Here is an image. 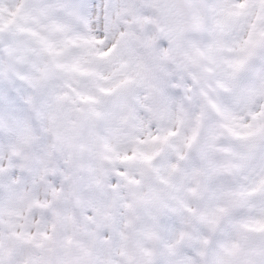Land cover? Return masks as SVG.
<instances>
[{"label": "snow or ice", "instance_id": "snow-or-ice-1", "mask_svg": "<svg viewBox=\"0 0 264 264\" xmlns=\"http://www.w3.org/2000/svg\"><path fill=\"white\" fill-rule=\"evenodd\" d=\"M0 264H264V0H0Z\"/></svg>", "mask_w": 264, "mask_h": 264}]
</instances>
